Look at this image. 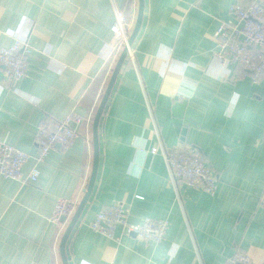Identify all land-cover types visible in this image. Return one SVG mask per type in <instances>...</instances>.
<instances>
[{
    "label": "crops",
    "instance_id": "obj_1",
    "mask_svg": "<svg viewBox=\"0 0 264 264\" xmlns=\"http://www.w3.org/2000/svg\"><path fill=\"white\" fill-rule=\"evenodd\" d=\"M235 1L144 0L134 58L128 54L100 122L98 174L68 239L69 264H227L237 250L264 262V77L238 78L235 65L214 55L220 24L239 23ZM116 7L132 33L139 0H0V47L26 38L34 49L24 79L9 80L0 66V141L32 155L25 175L45 117L86 118L70 148L57 145L39 164L37 182L0 173V264H63L72 218L60 231L51 216L61 197L79 205L89 184L93 119L124 49L112 51ZM176 99L187 101L182 118ZM160 142L200 147L219 178L216 193L187 185L178 192L162 154L150 152ZM118 203L130 207L133 223L167 219L165 239L156 244L121 227L115 239L95 232L97 212Z\"/></svg>",
    "mask_w": 264,
    "mask_h": 264
},
{
    "label": "built area",
    "instance_id": "obj_2",
    "mask_svg": "<svg viewBox=\"0 0 264 264\" xmlns=\"http://www.w3.org/2000/svg\"><path fill=\"white\" fill-rule=\"evenodd\" d=\"M231 9L237 15L239 23L223 21L220 24L216 31L218 49L214 55L223 66L235 65L236 77H250L253 82H258L264 77V5L258 1L236 0ZM129 26L124 12L116 7V20L111 27L117 38L112 45L114 53L120 52L128 44L131 35ZM33 51L26 38H17L11 46L0 47V66L9 80L19 81L27 76L29 58ZM128 54L134 58L131 48ZM85 121L86 118L75 112L63 120L45 117L35 135L36 163L27 175L23 168L32 155L12 144L0 141V173L6 178L24 183L37 182L41 175L39 164L46 160L57 145L70 148L80 136L79 127ZM141 151L147 152L144 149ZM150 152L162 154L171 183L178 192L180 186L187 185L190 188L202 189L209 194L216 193L219 178L206 163L203 151L197 145L183 143L168 149L160 142L159 146L151 148ZM260 204L264 207V195ZM77 206L78 202L71 199L61 197L57 200L51 220L60 227V231L72 218ZM129 214L130 207L125 203L107 206L97 212L90 226L95 232L111 239L116 238L118 227H121L126 235H134L156 244L165 239L169 228L167 219L145 218L141 222L133 223L129 220ZM227 264L253 263L246 251L237 250L228 258Z\"/></svg>",
    "mask_w": 264,
    "mask_h": 264
},
{
    "label": "water",
    "instance_id": "obj_3",
    "mask_svg": "<svg viewBox=\"0 0 264 264\" xmlns=\"http://www.w3.org/2000/svg\"><path fill=\"white\" fill-rule=\"evenodd\" d=\"M144 7L145 3L144 0H139V11H138V17L137 21L135 24V27L133 29V32L130 35V38L128 40V44L124 47L122 53L119 56V59L117 61V64L114 68V71L108 81L107 87L105 89V92L103 94V97L101 99V102L98 106V109L96 111V114L93 119V124H92V132H93V146H94V161H93V169L91 173V177L89 180L88 187L86 188V193L80 204L78 205L68 227L66 228L65 233L63 234L62 240H61V255H62V260L63 264H69L67 253H66V247L68 243V239L70 237V234L75 227L77 221L79 220L80 216L82 215L89 198L92 195L93 188L95 186V181L97 178L98 174V169H99V161H100V138H99V126L100 122L103 116V113L105 111V108L107 106V103L110 99L111 93L113 91V88L117 82L118 76L121 72V69L127 59L128 53L130 48L132 47L135 39L137 38L141 26H142V21H143V15H144ZM187 107V101L179 102L178 99H176V104L173 107L175 116L182 118L185 109ZM183 135H185V130H183ZM184 139V137H183Z\"/></svg>",
    "mask_w": 264,
    "mask_h": 264
}]
</instances>
